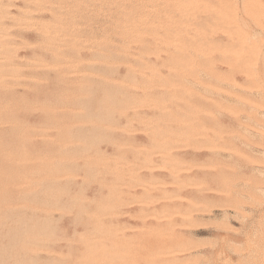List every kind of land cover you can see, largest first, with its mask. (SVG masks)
I'll list each match as a JSON object with an SVG mask.
<instances>
[{
  "label": "rangeland",
  "instance_id": "1",
  "mask_svg": "<svg viewBox=\"0 0 264 264\" xmlns=\"http://www.w3.org/2000/svg\"><path fill=\"white\" fill-rule=\"evenodd\" d=\"M0 264H264V0H0Z\"/></svg>",
  "mask_w": 264,
  "mask_h": 264
}]
</instances>
